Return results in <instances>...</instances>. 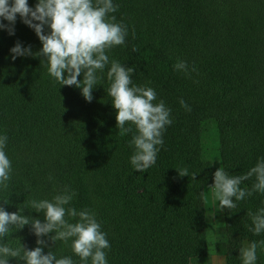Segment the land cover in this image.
Segmentation results:
<instances>
[{
	"label": "trees",
	"instance_id": "trees-1",
	"mask_svg": "<svg viewBox=\"0 0 264 264\" xmlns=\"http://www.w3.org/2000/svg\"><path fill=\"white\" fill-rule=\"evenodd\" d=\"M35 2L28 0L29 6ZM113 2L118 9L109 15L128 35L107 54L134 69V84L155 89L153 103L162 99L171 109L156 163L144 172L132 169L129 141L136 129L131 122L127 133L116 127L107 69L87 102L80 89L49 76L42 56L11 60L17 41L33 53L42 47L17 14L15 35L0 30V134L8 137L4 150L12 168L0 206L43 222L30 201L51 200L68 186L76 192L71 206L93 212L107 234L108 264H192L209 252L204 186L213 183V160L220 158L230 175H242L264 156V0ZM177 60L187 62V73L173 69ZM205 136L215 146H205ZM254 182L253 176L240 186ZM262 200L253 193L225 208V239L215 248L226 264H242L239 248L264 240V233L249 231L248 215L264 207ZM52 235L40 237L43 252L80 264L71 240L53 243ZM3 240L13 248L40 246L30 224L10 226ZM257 257L264 264L259 248ZM9 264L24 261L10 257Z\"/></svg>",
	"mask_w": 264,
	"mask_h": 264
},
{
	"label": "clouds",
	"instance_id": "clouds-1",
	"mask_svg": "<svg viewBox=\"0 0 264 264\" xmlns=\"http://www.w3.org/2000/svg\"><path fill=\"white\" fill-rule=\"evenodd\" d=\"M117 9L113 0H36L34 6H29L28 0H0V30L15 35L18 14L21 22L35 32L42 47L38 53H33L30 45L17 41L9 49L11 60L29 55L42 56L49 76L60 86L80 89L87 102L92 101V90L100 85L101 74L107 69L106 91L116 113V127L127 133L131 127H126V122L135 126L136 132L129 141L133 147L130 164L133 170L144 172L156 163L157 154L164 145L163 132L173 121L171 109L162 99L153 103L157 100L155 89L134 84L131 79L134 69L107 54L114 46L125 45L128 35L127 26L115 22L116 17L109 15ZM173 69L185 73L189 70L184 60H177ZM81 74L83 78L78 79ZM180 104L190 110L183 99ZM7 139L6 135L0 134V189L7 187L12 172L4 150ZM179 173L187 175V170ZM196 174H192L193 179ZM253 176L255 182L250 188L240 186ZM210 188L221 211L236 208V202L253 193L264 195V156L258 157L254 166L242 175H230L222 167L218 168L213 173ZM75 196L76 192L65 186L51 200H31V209L43 212V222L22 215L23 209L8 212L0 206V264H9L10 257L18 256L24 264H76L71 256L57 258L50 251L43 252L47 245L40 237L49 233H54L49 237L53 243L71 240L72 252L79 257L80 264H108L105 249H110V243L107 234L101 230L93 212L86 208L78 211L71 206ZM261 204L264 205V200ZM248 215L251 218L249 231L254 235L264 233V207H258ZM66 216L78 219L72 223L65 219ZM27 224L31 225L40 246L28 250L22 245L13 248L4 242L10 226L21 228ZM258 248L264 251V240L250 241L239 248L242 264H257Z\"/></svg>",
	"mask_w": 264,
	"mask_h": 264
},
{
	"label": "rangeland",
	"instance_id": "rangeland-1",
	"mask_svg": "<svg viewBox=\"0 0 264 264\" xmlns=\"http://www.w3.org/2000/svg\"><path fill=\"white\" fill-rule=\"evenodd\" d=\"M207 139L204 140L205 146L214 145L217 143L215 139L210 140L207 136ZM212 143V144H211ZM222 167L223 162L220 158L213 160V169L214 172ZM213 184V183H212ZM208 184L204 186V199H205V218L207 223V234H208V244L209 252L208 255L201 259H194L192 264H226L225 255L218 254L216 252V244L219 240L225 239V235L220 232V229L224 226L225 223V209L220 210L218 208V202L214 200L212 189ZM247 242L245 243V245Z\"/></svg>",
	"mask_w": 264,
	"mask_h": 264
}]
</instances>
